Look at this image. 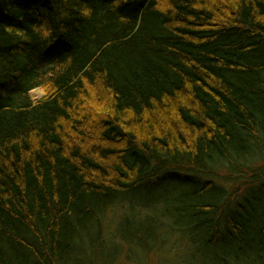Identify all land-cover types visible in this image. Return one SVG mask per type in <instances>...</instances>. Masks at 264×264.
Masks as SVG:
<instances>
[{
	"label": "trees",
	"instance_id": "obj_1",
	"mask_svg": "<svg viewBox=\"0 0 264 264\" xmlns=\"http://www.w3.org/2000/svg\"><path fill=\"white\" fill-rule=\"evenodd\" d=\"M261 162L264 0H0V264H264Z\"/></svg>",
	"mask_w": 264,
	"mask_h": 264
},
{
	"label": "rangeland",
	"instance_id": "obj_2",
	"mask_svg": "<svg viewBox=\"0 0 264 264\" xmlns=\"http://www.w3.org/2000/svg\"><path fill=\"white\" fill-rule=\"evenodd\" d=\"M31 97L35 102H38L44 97V92L41 88H36L31 91ZM262 164L264 165V163ZM255 166L257 168V165ZM237 170L239 171L240 169H237ZM238 171L233 172L234 174L232 173L228 175H226L225 173H222L221 176L215 177L213 179L217 181L218 183H222L227 188L228 191L233 190L234 193H237V195H240V194L242 195L243 192L250 186V182H252L253 176L255 175V173L249 171L248 169H242L240 174H238ZM258 179H260V182L257 185H255L253 188H259L260 187L259 184H262V183L264 184V173L263 172L262 173L260 172V174L258 175ZM187 188H191V187H187ZM171 195L174 197L175 196L174 192H171ZM127 204L128 202H123V203H120L112 207L107 213V222L112 223L115 220H118L119 217H121V214L126 213V210H128L126 208ZM180 205L181 204L172 202L171 203L172 210L174 211V209H176ZM171 220L172 219L168 218V222ZM137 253L143 254L140 252H137ZM123 255H122V259L120 258L121 261L119 264H165V262H162V260H164L166 253L161 254V256H159V258H161V261H158L155 258V256L153 257V259L151 258L149 259V261H146L144 259H141V257H139L141 255L139 256L136 255L139 258V260H133L131 258L127 259L125 258L126 256L123 257ZM170 260L172 261V264H176V261L173 258H171Z\"/></svg>",
	"mask_w": 264,
	"mask_h": 264
}]
</instances>
